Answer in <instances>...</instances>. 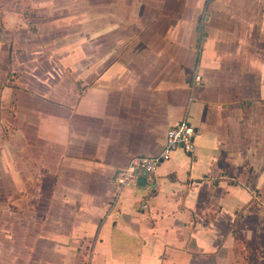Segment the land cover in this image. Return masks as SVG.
<instances>
[{"label":"crops","instance_id":"1","mask_svg":"<svg viewBox=\"0 0 264 264\" xmlns=\"http://www.w3.org/2000/svg\"><path fill=\"white\" fill-rule=\"evenodd\" d=\"M133 4L140 22L104 30L139 32L131 44L81 92L49 88V264H264V0ZM185 117L195 152L118 192L117 169Z\"/></svg>","mask_w":264,"mask_h":264},{"label":"rangeland","instance_id":"2","mask_svg":"<svg viewBox=\"0 0 264 264\" xmlns=\"http://www.w3.org/2000/svg\"><path fill=\"white\" fill-rule=\"evenodd\" d=\"M135 1L1 0L16 15H0L7 46L0 47V223L12 221L6 233L17 234L8 241L20 255L0 264H49V200L60 198L49 190V88L81 92L92 79L83 83L84 74L132 41L139 32L104 30L140 22ZM6 242L0 237L4 249Z\"/></svg>","mask_w":264,"mask_h":264},{"label":"built area","instance_id":"3","mask_svg":"<svg viewBox=\"0 0 264 264\" xmlns=\"http://www.w3.org/2000/svg\"><path fill=\"white\" fill-rule=\"evenodd\" d=\"M196 136L197 128L187 117L168 128L160 152L154 155H133L127 164L117 169L115 176L117 191L119 192L126 187L137 186L140 178H144L143 184L151 189L153 183L146 182L148 176L156 173L158 166L170 159L173 152L178 148L193 154L196 149Z\"/></svg>","mask_w":264,"mask_h":264},{"label":"water","instance_id":"4","mask_svg":"<svg viewBox=\"0 0 264 264\" xmlns=\"http://www.w3.org/2000/svg\"><path fill=\"white\" fill-rule=\"evenodd\" d=\"M143 181H144V179L141 178V179L139 180V183H140V184H143Z\"/></svg>","mask_w":264,"mask_h":264}]
</instances>
